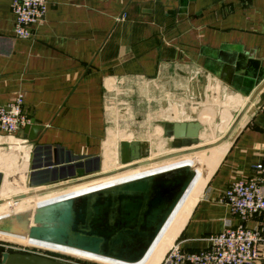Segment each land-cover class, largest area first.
<instances>
[{"label":"crops","instance_id":"crops-1","mask_svg":"<svg viewBox=\"0 0 264 264\" xmlns=\"http://www.w3.org/2000/svg\"><path fill=\"white\" fill-rule=\"evenodd\" d=\"M46 2L45 15L32 27V36L21 39L13 33L11 0H0V107L22 94L24 113L40 128L31 133L36 135L33 140L21 129L15 134L0 131V198L104 172L106 154L113 155V168L118 166L120 142L141 141L118 140L116 124L122 112L117 108L121 106L127 105L123 113L133 105L139 108L134 111L143 113L140 104L152 106L158 101L161 115L154 122L155 135L151 133L152 139L160 138L154 147L157 152H153L152 142L147 144L150 154L159 155L171 152L166 147L161 122L199 121L204 128L210 112L203 111L200 117L190 119L189 115L184 116L186 106L195 111L200 90L202 93L220 90L224 99L231 102L235 99L244 105L264 80V0ZM133 80L135 92L131 87ZM201 80L204 89L200 88ZM122 90L129 95L134 92L135 98H126L123 104ZM157 92L162 93L159 99L155 98ZM151 118L136 117L137 125H131L130 133L136 136L142 129L149 134ZM237 127L228 146L223 144L214 154L219 161L196 202L192 195L204 174L198 177L193 172L181 200L184 202L179 206L193 203L174 240L181 250L207 248V237L221 232L226 220L237 223L228 205L219 202L218 197L230 182L248 178L253 166L264 162V86ZM196 158L191 161L193 166L201 165L200 158ZM138 169L87 184H106L102 187L105 188L157 170L154 166L149 170ZM198 169L204 170L202 166ZM89 187L85 186V192L73 197L94 191ZM69 188L36 196H46L38 204L65 199ZM246 225L260 228L264 233V212L251 216ZM0 239L22 241V237L2 233ZM36 242L38 247L50 252L79 254L91 259V255L74 249ZM161 250L163 247L160 250L158 247L157 251ZM93 260L124 264L99 257ZM142 261L157 264L155 257L148 255ZM252 264H264V244L259 245V256Z\"/></svg>","mask_w":264,"mask_h":264},{"label":"water","instance_id":"water-1","mask_svg":"<svg viewBox=\"0 0 264 264\" xmlns=\"http://www.w3.org/2000/svg\"><path fill=\"white\" fill-rule=\"evenodd\" d=\"M263 86L264 80L248 98L226 133L210 144H203L199 137L203 129L199 121L161 122L166 147L171 152L150 158L148 144L138 140H124L120 142L122 167L54 182L27 193L0 198V205L17 203L48 192L216 147L234 132ZM39 129L34 121H30L20 131L33 140L36 135L32 136L31 133ZM193 176L189 165H179L75 197L42 204L27 212H13L0 216V233L76 249L124 264L139 263L150 252ZM0 264L72 263L7 250L0 252Z\"/></svg>","mask_w":264,"mask_h":264},{"label":"rangeland","instance_id":"rangeland-1","mask_svg":"<svg viewBox=\"0 0 264 264\" xmlns=\"http://www.w3.org/2000/svg\"><path fill=\"white\" fill-rule=\"evenodd\" d=\"M132 82L133 83H132L131 87L134 88V92H135V84H134L135 81L133 80ZM199 82H200L199 84L201 85V86L199 85L200 88L204 89V85L202 84L203 83L202 80ZM129 83H131V82H129ZM192 86L197 88V85H192ZM191 88L192 87L189 86L190 90H191ZM191 91H192L191 93H193V90H191ZM134 92H133V94L129 95L130 93L128 91L122 90L120 93V98H121V100H123L122 103L123 104L126 103V98L133 100L135 98ZM140 93L143 94L145 92L142 91ZM136 94H137V91H136ZM161 95H162L161 92H157L155 98L159 99V98H161ZM222 96H223V94H221L220 90L214 89L212 91H209V92L206 91L203 93H202V90H200L199 96H198V98L196 100V104H195V111L192 107L188 108L186 106V108H185L186 110H185L184 116L189 115L188 116L189 119L192 116L193 117H195V116L200 117V114H203V111H204V113L207 111L211 113V115L208 116L209 117L208 121L205 122L204 128H203L202 133H201L202 137H200V139L204 140V142L202 141L203 144H210V143L218 140L219 138H221L226 133L227 129L229 128V126L231 125V123L235 119L236 115L238 114L239 110L243 106L241 101L237 102L235 99H232V102H231L230 99H224ZM157 103H158V101H155V105L154 104H152V106L149 105L150 107L140 104V107L143 110V113L142 112L137 113L136 111H134L135 109H139L138 107H136L134 105H133V108L126 111L125 113H123V110L126 108L127 105L126 106L124 105V106H121L120 108H117V110L120 109L122 112V117L120 120L117 119V124H116L118 126V131H119V132H117V134H119L118 140L120 141V139L124 140V139H130V138L131 139L137 138V139H140L141 141H139V142H142V143L147 144V141L152 142L151 146H152V150L154 152V150H155L154 147H156L160 141L159 140L160 138L152 139L153 138L152 134L154 133L153 128H155V126H156L155 120L160 118V116H159L160 112H159V107L157 106ZM123 107H125V108H123ZM192 109H193V111H192ZM200 110H202L201 113H200ZM190 112H191V114H190ZM136 114L143 115L147 118L152 117L150 119V122H152V124L148 125L146 123V125H148V127L150 129L149 134L144 133L142 129H139V132H137L138 134H136V136L132 135L130 133L129 129H130L131 125H134V126L137 125L136 122H134V121H135V118L138 117L139 115H136ZM179 116H181V114ZM175 118H177V117H175ZM237 128H239V127H237ZM235 130L225 142H223L222 144H220L216 147L210 148V149L202 151V152H195V153H192L190 155L182 156L183 158L178 159V160H173L170 162L163 161L164 163L162 162V163H158L156 165L150 164V165L142 166L141 169L146 168L149 170L151 167L154 166L157 169L156 171H154V170L148 171L149 172L148 174H153V173L165 170V169H169L171 166H174L177 164L189 165L191 168H193V170H194L193 172H195L197 174V176L199 174H204V177L201 179L202 181H200L201 183L199 184L198 188L196 189L197 192L192 195L193 202L194 201L196 202L199 194L201 193L202 189L204 188L205 184L208 181V178L210 176L212 169L217 165V163L219 161V160H216V157H215V155H217L216 151L223 144H225L224 146H226V147L228 146L229 141H231V137L235 133ZM142 133H144L143 136L141 135ZM160 134H161V132H159L158 135H160ZM153 135H155V134H153ZM159 137H162V136H159ZM211 149H212L213 153L210 151L209 154L206 155V153ZM156 152H154V153H156ZM154 153L150 154V157H156V156L162 155V154L155 155ZM163 154H166V153H163ZM194 156H196L197 157L196 159H198V160L200 158L199 161H201L200 162L201 165L196 164L193 166L192 162H193ZM112 157H113L112 154H109V155L106 154L104 156V158L106 159V162H107L106 167H105L106 171H109V170L115 169L116 167L118 168V167L122 166L120 163V160H119L118 166H115L113 168V166L115 164L113 165V163H112L113 162ZM117 157L119 159V155ZM186 162H188V163H186ZM199 166H202V168H204V170L198 169ZM138 168H140V167H137L136 169H138ZM133 170H128L126 172H130ZM139 170L140 169H138L137 171H139ZM106 171H104V172H106ZM124 173L125 172H123V174ZM117 175L118 174H116L114 176H117ZM111 180H113V179H111ZM94 184L95 185L92 186V184H90V183L89 184L84 183V184H80V185L70 187L69 189H67L65 191L66 192L65 193V199L73 197L76 193H80L82 191L85 192V188H84L85 186H90V187H93V190H97V189L102 188L103 186L106 185V184L103 185V184H98V183L97 184L94 183ZM183 197H184V195H182V197L180 198V200L176 204L175 208L171 212L167 222L165 223V225L163 226V228H162L161 232L159 233L157 239L155 240L153 247L151 248L150 252L148 253V257H152V258L155 257L157 264L160 262V259L163 256V254L165 253V251H167V249L172 244L175 243V241H174L175 237L179 233V230H180L181 226L183 225L185 218L188 215V213L191 209V206L193 204V203L188 204V205L184 204L182 207H179L184 202V201L181 202ZM45 198H46V196L45 197H36L35 196L34 198H32V200L27 201V202L21 201V202L15 203V204H13V202H12L11 205L6 204L8 206L0 207V216L1 215H7V214H10V213H13L16 211H17L16 213H18V212H27L28 210H33L34 208L39 206L38 201H41L43 199L45 200ZM174 230H175V232H174ZM18 243H22L25 245H33L34 244L35 246H38V243L35 240H30L27 238H22V241H8V242H7V240L4 241V240L0 239V252L6 251L7 249H11V248L23 247V248H25V250L31 249L32 251L42 253L43 255L50 257L52 259L67 262V263H72V264H107V263L98 262V261L93 260V258L95 259L98 256L95 257V255H92V254H89L86 252H82V251H79L76 249H74V250H76L77 252H79L81 254L82 253L87 254L88 256L91 255V259H89V260L84 259L83 257H80L79 254H72V255L71 254L70 255L64 254V253L57 254V253H53V252H49V251L30 248V247L24 246V245H18ZM160 246L163 247V250L158 252L157 249L159 247V250H160ZM149 254H151V255H149ZM159 254L161 255V257L159 256ZM99 258H101V257H99ZM141 263L146 264L144 261H141Z\"/></svg>","mask_w":264,"mask_h":264},{"label":"built area","instance_id":"built-area-1","mask_svg":"<svg viewBox=\"0 0 264 264\" xmlns=\"http://www.w3.org/2000/svg\"><path fill=\"white\" fill-rule=\"evenodd\" d=\"M46 5V0H11L13 33L17 38L32 36V27L42 21ZM29 123L23 111L22 94H17L11 103L0 107L1 132L15 134ZM218 201L228 205L237 223L226 220L223 230L208 236L209 246L201 250L184 251L178 243L172 244L158 264H252L257 260L259 245L264 244V233L260 228L248 227L246 221L254 214L264 212V162L253 166L248 178L230 182L219 195ZM7 250L47 257L23 247Z\"/></svg>","mask_w":264,"mask_h":264},{"label":"bare ground","instance_id":"bare-ground-1","mask_svg":"<svg viewBox=\"0 0 264 264\" xmlns=\"http://www.w3.org/2000/svg\"><path fill=\"white\" fill-rule=\"evenodd\" d=\"M202 137V136H201ZM203 142H204V140H202ZM158 147H160V145L158 146ZM154 164V163H153ZM122 167V166H121ZM135 169V168H134ZM132 170V169H131ZM126 172V171H125ZM123 173V172H122ZM1 240H3V239H1ZM5 241V240H4ZM8 242V241H7ZM14 244V243H13ZM18 245H24V246H28V247H33V248H35V249H39V250H44V251H48V250H45V249H42V248H40V247H38V246H35V245H25V244H22V243H18ZM50 252V251H49ZM166 252V251H165ZM53 253H55V252H53ZM57 254H59V253H57ZM165 254V253H164ZM163 257V256H162ZM162 259V258H161ZM160 259V260H161ZM135 264V263H134Z\"/></svg>","mask_w":264,"mask_h":264}]
</instances>
